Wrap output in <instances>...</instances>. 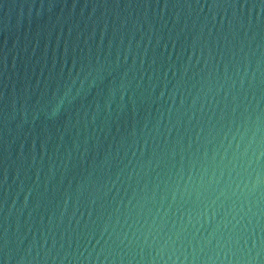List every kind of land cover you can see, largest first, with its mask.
<instances>
[{"label":"water","instance_id":"obj_1","mask_svg":"<svg viewBox=\"0 0 264 264\" xmlns=\"http://www.w3.org/2000/svg\"><path fill=\"white\" fill-rule=\"evenodd\" d=\"M0 264H264V0H0Z\"/></svg>","mask_w":264,"mask_h":264}]
</instances>
